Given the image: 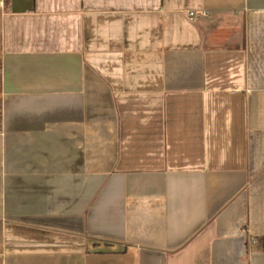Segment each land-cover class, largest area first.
I'll use <instances>...</instances> for the list:
<instances>
[{
    "label": "crops",
    "instance_id": "1",
    "mask_svg": "<svg viewBox=\"0 0 264 264\" xmlns=\"http://www.w3.org/2000/svg\"><path fill=\"white\" fill-rule=\"evenodd\" d=\"M0 264H264V0H0Z\"/></svg>",
    "mask_w": 264,
    "mask_h": 264
},
{
    "label": "built area",
    "instance_id": "2",
    "mask_svg": "<svg viewBox=\"0 0 264 264\" xmlns=\"http://www.w3.org/2000/svg\"><path fill=\"white\" fill-rule=\"evenodd\" d=\"M194 13L193 12H190V15H193Z\"/></svg>",
    "mask_w": 264,
    "mask_h": 264
}]
</instances>
